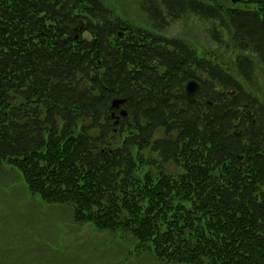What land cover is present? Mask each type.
<instances>
[{
  "label": "trees",
  "instance_id": "1",
  "mask_svg": "<svg viewBox=\"0 0 264 264\" xmlns=\"http://www.w3.org/2000/svg\"><path fill=\"white\" fill-rule=\"evenodd\" d=\"M116 1L0 0V163L159 261L264 264V0Z\"/></svg>",
  "mask_w": 264,
  "mask_h": 264
},
{
  "label": "rangeland",
  "instance_id": "2",
  "mask_svg": "<svg viewBox=\"0 0 264 264\" xmlns=\"http://www.w3.org/2000/svg\"><path fill=\"white\" fill-rule=\"evenodd\" d=\"M117 5L123 17H138L133 19L138 25L153 29L133 9L132 16L127 6L136 8L134 1L118 0L116 10ZM167 32L168 37H184L199 55L204 54V46L216 47L205 25L195 18L188 24H172ZM184 32L193 38L179 34ZM223 51L227 57L229 50ZM110 231H100L89 221L74 223L69 207L43 201L15 167L0 163V264H176L139 252L132 238L120 239Z\"/></svg>",
  "mask_w": 264,
  "mask_h": 264
},
{
  "label": "water",
  "instance_id": "3",
  "mask_svg": "<svg viewBox=\"0 0 264 264\" xmlns=\"http://www.w3.org/2000/svg\"><path fill=\"white\" fill-rule=\"evenodd\" d=\"M232 1H236V0H232ZM121 35H122V31H119L117 33V36L120 37ZM198 89H199V84L196 81H194L193 79L189 80L185 85V90H186L187 96L190 98L193 97L194 92ZM124 102H125V99H123V98H114L111 101V108H117L120 106L121 103H124ZM120 113L123 116H125L127 114V112L124 109H121Z\"/></svg>",
  "mask_w": 264,
  "mask_h": 264
}]
</instances>
